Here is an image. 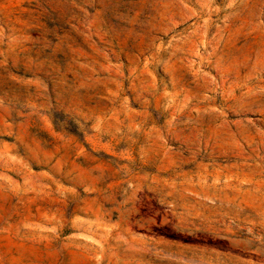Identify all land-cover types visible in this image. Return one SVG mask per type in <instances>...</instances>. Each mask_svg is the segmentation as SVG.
Listing matches in <instances>:
<instances>
[{"label": "rangeland", "instance_id": "1", "mask_svg": "<svg viewBox=\"0 0 264 264\" xmlns=\"http://www.w3.org/2000/svg\"><path fill=\"white\" fill-rule=\"evenodd\" d=\"M0 264H264V0H0Z\"/></svg>", "mask_w": 264, "mask_h": 264}]
</instances>
